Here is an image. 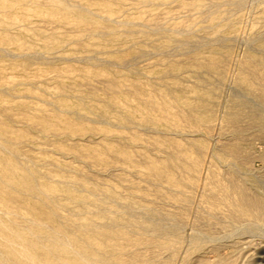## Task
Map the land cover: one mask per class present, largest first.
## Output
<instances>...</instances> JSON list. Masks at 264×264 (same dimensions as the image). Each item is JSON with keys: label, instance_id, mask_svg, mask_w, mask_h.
Returning <instances> with one entry per match:
<instances>
[{"label": "rangeland", "instance_id": "374dc122", "mask_svg": "<svg viewBox=\"0 0 264 264\" xmlns=\"http://www.w3.org/2000/svg\"><path fill=\"white\" fill-rule=\"evenodd\" d=\"M1 237L264 264V0H0Z\"/></svg>", "mask_w": 264, "mask_h": 264}, {"label": "bare ground", "instance_id": "6f19581e", "mask_svg": "<svg viewBox=\"0 0 264 264\" xmlns=\"http://www.w3.org/2000/svg\"><path fill=\"white\" fill-rule=\"evenodd\" d=\"M240 211L243 214L247 212L246 204L243 203V205L242 204L240 205ZM244 224H247L249 227L253 226V222H251L250 220H246V222H244ZM152 226H153L152 227L153 233H150V235L153 236V237L156 236L155 234H158V235L159 234H164L165 237L166 236L169 237L170 235H172V236H175L178 239L181 237L179 230H177L175 228H172V227L168 228L167 226H162L161 224H153ZM241 227H243V226H241ZM230 228H231V231H233V233L235 232L234 229H239L238 226H236L235 224H231ZM230 233H232V232H230ZM1 239H2V241L4 243V248L6 250H9V251L13 252V254L17 257V259L20 260L23 264H47L44 261H41L38 258H36L34 255H32L29 252L28 247H26V245H21L19 243H16V242L12 241L11 239H9L7 237H1ZM194 241L195 242H194L193 249L201 248L203 246V244H204V242L200 241V239H198V238H196ZM68 245H70V244H68ZM76 255L78 256V258L82 262H86V264H118V263L110 262L104 256H96V255L92 256V255L85 254L83 252L82 253L81 252H76Z\"/></svg>", "mask_w": 264, "mask_h": 264}]
</instances>
